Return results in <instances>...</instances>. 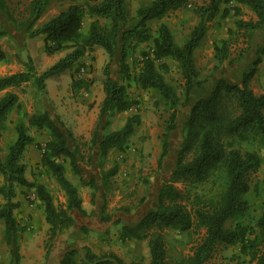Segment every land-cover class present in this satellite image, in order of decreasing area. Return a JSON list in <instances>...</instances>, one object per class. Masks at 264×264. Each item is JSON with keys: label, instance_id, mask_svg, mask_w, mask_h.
<instances>
[{"label": "trees", "instance_id": "16d2710c", "mask_svg": "<svg viewBox=\"0 0 264 264\" xmlns=\"http://www.w3.org/2000/svg\"><path fill=\"white\" fill-rule=\"evenodd\" d=\"M231 1L237 3L230 8L236 14L241 13L242 7H247L256 20L238 19L236 29L229 31V37L214 41V57L218 64L230 58L232 35L247 43L242 55L248 50L253 34L264 25V0H208L195 5L192 13L197 23L182 43L176 42L167 23L159 22L156 29L150 23L161 21L171 12L186 7L189 0H149L137 8L134 16L129 0H95L86 6L73 3L35 29V23L47 11L52 0H31L27 7L28 17L24 21H18L6 0H0V11L6 15L9 23L18 30L29 32L30 37L39 34L45 36L44 51L47 55L65 53L40 74L27 65L26 70L0 76V91L6 90L0 97V174L4 179L0 184V195L4 198L0 204V221L4 223L5 241L14 254V264L20 263L19 236L27 230L15 216V211L20 207L17 199L19 186L35 190L49 225L46 259L54 239L74 225L71 211L76 209L85 213L80 187L91 188L92 202L97 187L94 179L87 181L83 177L78 163L80 150L70 148L68 144L67 135L70 133L64 132L47 110L37 107L34 112H29L24 109L20 105L19 94L8 89L33 81L42 92L49 78L73 70L87 51L99 46L109 57L104 67L105 97L100 115L102 118L108 115L113 117L129 112L137 108L139 101L129 86L111 77L110 64L118 51L122 79L151 92L168 112L161 135L158 161L161 165L169 149L170 133L176 128L178 108L189 104L193 90L201 84L195 51L201 46L210 22L229 14L230 9L222 8V4ZM87 15L98 19L89 23L85 33L83 22ZM99 18L105 19L106 23L102 24ZM131 20L130 26L128 23ZM3 36H6V31L0 28V37ZM144 43L149 45L148 50L142 51L140 60L131 65L129 56ZM263 56L264 45L257 50L251 68L243 72L240 84L222 78L211 93L194 102L189 118L183 125V141L174 171L170 180L164 182L159 190L157 207L150 209L136 224L116 221L121 225L122 242H147L149 261L141 258L127 262L113 251L98 254L90 247L83 246L82 251L77 248L67 250L60 264H207L219 246H240V252L249 257L251 264H264V178L255 185L250 180L251 173L258 171L264 162V91L256 94L250 86ZM6 59L7 54L0 45V61ZM168 59L180 72L184 99L178 87L166 79L164 70H168ZM81 66L78 64L77 71L80 72ZM89 84L87 79L72 82L73 89H88ZM15 107L20 114L15 122L16 138L3 158L1 138ZM141 122L142 117L136 112L128 115L116 130L107 131L104 125V135L98 147L105 182L119 169L116 162L105 170V159L111 151L126 150ZM32 129L48 133V140L39 146L42 150L41 164L64 192V202L57 203L45 184L26 177L27 166L22 159L27 147L35 142ZM96 137L97 131L93 142ZM67 169L76 182L68 177ZM206 183L217 186V189L208 193L198 191V187ZM252 191L263 198L262 211L253 223L245 224L240 219L251 211L252 204L246 195ZM229 222H233V225L229 226ZM166 229L179 233L203 231V235L189 255L172 259L168 255ZM82 230L86 231L85 228ZM81 252L82 256L77 262Z\"/></svg>", "mask_w": 264, "mask_h": 264}, {"label": "rangeland", "instance_id": "374dc122", "mask_svg": "<svg viewBox=\"0 0 264 264\" xmlns=\"http://www.w3.org/2000/svg\"><path fill=\"white\" fill-rule=\"evenodd\" d=\"M30 1L31 0H6V3L14 14L15 18L18 21H24L28 17L27 7ZM94 1L95 0H52L47 12L44 14L41 20L44 21L48 18H51L60 10L67 8L70 4L80 3L86 6L88 4L94 3ZM129 1L131 12L134 16L136 14L137 8L141 4L148 2L149 0ZM206 1L208 0H189V4L183 9L171 12L161 21H153L150 23V25L153 27V29H156L159 22L167 23L174 34L176 42L182 43L187 38L194 25L197 23V18L192 13L193 7ZM234 5H236L235 2L231 1L228 4H222V8L226 7L230 9ZM238 19L256 20L255 16L249 8L242 7L240 14H236L235 10L230 9L229 14L226 17L219 16L217 19L210 22L206 37L201 46L198 48L196 57V63L199 67L200 72L199 78L201 84L200 86H196L193 90L190 101L208 94L218 80L224 78L226 80L228 79L229 81L234 82L237 78L240 77V75L243 74L244 71H247L251 68L254 60L256 59L257 50L264 45V25L255 31L250 41L249 48L246 52L243 53V55L241 52L243 49L247 48V43L244 42L242 38H236L235 35H232L230 58L225 60L222 64H218L214 57V48L212 43H214L216 39L229 37V31L236 29L235 23ZM84 21V23L88 25L91 20L89 17H86ZM37 22L33 27L34 29L38 27ZM100 22L102 24L106 23V21L103 19L100 20ZM128 25H132V20L128 23ZM0 28L6 31V36L0 37V45L8 56L5 61H0V76L7 75L13 71L18 72L26 70L27 65L32 66L35 71L40 74L44 70L52 66L59 59V57H62L65 54L56 53L54 55H47L46 53L42 52V42L40 40H31L30 38L33 37H30L29 32H26L25 30H18L14 24L9 23L6 15L1 11ZM148 47L149 45L147 43L140 45L136 49V51H134V53L129 56L128 62L131 65H134V62L137 63L141 58L142 51L148 50ZM92 51V54H89L87 57V64L83 63L81 65H84L85 68L88 67L87 73L91 76H89L91 79V90L95 95V100L93 103H101V93L105 97L103 89L104 67L108 62L109 57L103 49L100 51H98L97 49H93ZM91 61H93L94 63H91ZM14 63L20 64L21 67L11 65ZM167 63L169 66L168 70H164L166 79L170 83L178 87L179 94L181 98L184 99L182 89L183 80L181 78L180 72L178 71L177 66L172 60L168 59ZM73 69V72L77 74L78 66ZM110 73L111 77L114 80H118L119 82L129 86V90L139 101V105L137 106V108H133L126 113L116 114L113 117L109 115L105 116L103 122L107 128V131L118 129L125 122L126 117L132 113L139 112L142 117V122L137 128L135 134L129 140V145L126 150L122 152L111 151L105 159V170L113 167L116 162L119 163L117 174L111 176L108 181L105 182V185L107 186V189L109 188L110 193L108 204H113L117 201V197L121 196L118 193L119 187H121V185H125L124 180L121 179V173L128 170V168L131 167L129 174L133 175L135 184L134 192L138 189L139 183L145 185L149 183L152 176H161L160 168L158 166V157L161 149V135L164 129V122L168 117V112L165 106H163L157 100V98L153 97L151 92L141 90L137 88L132 81H124L122 79L120 64L117 58L116 60L113 58L110 64ZM54 79L55 78H50L49 81H53ZM63 81L64 80H62L61 82H56L55 84L51 83L50 85L46 81L45 89L42 90V92L37 89V86L33 81L22 84L21 86H19L20 88L17 89L20 97V105L29 112H34L37 107L43 108L41 106L43 103V99L46 96H49V93H51L54 88L58 87L59 85H61V88L69 87L70 84L72 85V83L69 84L67 80H65V82ZM203 85H205L204 88L202 87ZM250 86L256 94H260L264 91V56L262 58V62L259 65L257 74L250 82ZM182 110H184L182 111L183 113H186L187 105H182ZM18 115V108L15 107L11 111L7 120L6 129L4 130L1 138V156L3 158L5 157L10 144L16 138L15 122L19 119ZM31 133L35 137V142L27 147L22 159V161L27 166L26 177L30 181L45 184L49 188L57 203L59 201L64 202V192L60 189L59 185L51 176L48 169L43 167V165L41 164L42 150L39 146L44 145L48 140V133L45 131H36L34 129L31 130ZM83 160L85 161L84 157ZM100 161L101 160L99 158L98 167L101 170ZM67 171L68 177L76 182V179L73 178L69 169H67ZM262 178H264V162L258 171L252 172L250 175L252 185H255V183ZM3 182L4 179L0 174V184H2ZM216 189L217 186H212L211 183H206L198 187V191H200L201 193H208L210 190L215 191ZM87 190H89V187L82 186L80 188L81 195H83ZM17 191L18 200L20 198L22 201H26L28 204L34 205L35 210L37 209L36 211H38V215H36L35 218L34 216L29 215V217H27V220H29L32 225H34L35 223L38 225L40 218L39 216H41V212L43 209L40 205L39 200L35 196V190L28 187H18ZM130 191L128 189L125 190L126 193L123 194L124 198H126V196H129ZM134 199H130L129 201H132ZM246 199L251 202L252 208L249 215L240 220L245 224H251L261 214L263 198L256 196L252 191L248 195H246ZM36 201H38V204H36ZM3 202L4 198L0 195V204H2ZM21 213V210H17L16 217L18 219L22 218V216H20ZM228 225H233V222H229ZM35 226L36 225H34L33 229L32 227H30L31 232L30 234L28 233V235L35 234ZM39 228V233H42L43 228L41 226H39ZM114 229H116L115 226ZM33 230L35 231L33 232ZM39 233L36 236H39ZM113 233L114 235L116 234L115 230ZM164 234L166 237V245L169 257L172 259H179L189 255L192 252L193 248L197 243H199L200 239L202 238L203 231L192 230L186 233H179L172 229H166L164 231ZM47 236L48 230H46L45 234L46 238ZM88 236L89 233L81 229L79 230V233L76 232L72 234L71 238H73L75 241L81 240L82 238H87ZM3 237L4 223L0 221V247H3L2 253L6 257V260L3 264H14L15 258L12 249L4 242ZM44 242H46V239ZM125 245V249L123 250V258L127 262L138 260L141 258H143L145 262L149 261V252L146 241L131 240L126 242ZM39 246H41V242ZM92 250L95 251L97 249L92 248ZM7 256L9 259H7ZM21 258L23 257L20 254V260ZM207 264L251 263L249 262V257L240 252V246H219L214 256Z\"/></svg>", "mask_w": 264, "mask_h": 264}, {"label": "crops", "instance_id": "0c3cea01", "mask_svg": "<svg viewBox=\"0 0 264 264\" xmlns=\"http://www.w3.org/2000/svg\"><path fill=\"white\" fill-rule=\"evenodd\" d=\"M235 4L237 5L236 2ZM44 14L41 16V18L44 16ZM86 17H89L91 21L94 19H98V17L91 18L89 15H87ZM41 18L37 22L38 27L42 26L45 22L51 19L48 18L42 21ZM99 19L102 20V18ZM84 22H83V32L86 33L89 24L86 25ZM44 38L45 36L43 34H39L30 39L40 40L42 42L41 50L42 52L45 53ZM93 49H97L98 51H100L103 48L99 46H95ZM92 50L87 51V53L83 56V58L80 59L78 64H83V63L87 64V57L89 54H92L93 52ZM197 52L198 49L195 51V57H197ZM116 58L119 60L118 51L117 54H115L114 59L116 60ZM91 63L94 62L91 61ZM78 64L76 66H78ZM11 65L14 66L16 65L17 67H21L20 64H16V63ZM83 67L85 66L84 65L81 66V68ZM73 70H69V72L65 71L64 73L58 76L51 77L55 79L53 81H49L50 79L49 78L47 80V83H49L50 85L51 83L55 84L56 82H61L62 80H64L63 82H65V80H67V82L70 84L74 80L87 79V81L90 83L89 88L73 89V86L71 84L69 87L61 88L60 87L61 85H59L58 87L54 88V90H52L51 93H49V96H46L43 99V103L41 106L43 107L44 110H47L49 112L51 117L58 123V125L61 127V129L64 132L70 133V135H67L68 144L70 148L77 147L80 150V156H78V163L81 168L83 177L87 181L91 179H94L96 181L97 188L95 191V199L94 202L91 201V192H92L91 188H89V190L85 191V193L81 195L83 199V209L85 213H82L81 211L76 209L71 211L75 220L74 225L69 230L60 233L54 239L52 246L50 248L49 256L46 259L45 257L47 252L46 243L48 241V236L46 238L45 234H46V230L49 231V225L45 220V215H43L44 212L42 210L43 214L41 212V216H39L40 218L38 224L43 228V232L39 233L40 228L35 223L34 225H36L35 226L36 231L33 230V232L35 231V234L28 235V233L30 234L31 232L30 227H32L33 229L34 225H32L29 222V220H27V217H29V215H32L35 218L36 215H38L37 213L38 211H36L37 209L35 210L34 205L28 204L26 201H22L19 198L20 207L17 210L22 211V213L20 214L22 218L18 220L22 223V225L27 227V230L20 234L18 240L20 246L19 251L21 256L23 257L21 258L19 264H60V261L63 259L64 254L67 250H69L70 248H77L82 251L81 248L83 246H88L91 249L92 248L97 249L93 251L98 254L113 251L123 258L124 257L123 250L125 249L126 242L124 243L120 239L121 225L116 224V221L121 220L122 223L129 225L136 224L150 209H155L157 207L159 190L164 182L170 180L175 168L178 152L182 146L183 125L189 118L192 105L198 99L195 98L193 101H190L189 104H187L186 113L182 112L184 111L182 110V106H179L178 108L176 128L170 133L169 149L167 155L162 159L161 165H159L158 162L161 176L159 177L152 176L150 178L149 183L145 185L139 183L138 189L134 192L135 184H134L133 175L129 174L131 167L128 168V170L123 171V173H121L122 176L121 179H123L125 183V185H121V187H119L118 190V193L121 196L117 197L116 199L117 201L114 202L113 204H108L109 203L108 200L110 198L109 188L107 189V186L105 185V181L103 180L102 177L101 170L98 167L99 164L98 143L102 140V136L104 135L103 127L105 125L103 122L105 116L102 118L100 115V109L104 95L101 93V97H100L101 103H93L95 100V95L91 90L90 74L86 73L83 76H79V71L76 74L75 72H73ZM14 72L16 71L10 72L9 74ZM198 79L200 80V78ZM241 80H242V75H240V77L237 78L234 82L231 81L230 82L234 84H240ZM202 87L204 88L205 85H203ZM214 87L210 90L209 93H211ZM18 88L20 87H12L9 88L8 90H12L18 93L17 91ZM5 93L6 90L0 91V97H2ZM18 116L20 117V114ZM95 131H97V137H96V141L93 142L95 138ZM160 153H161V149H160ZM160 153H159V157H160ZM83 157L85 161L83 160ZM159 157H158V161H159ZM83 187H88V186H83ZM127 189L131 191L129 193V196H126V198H124L123 194L126 193L125 190ZM130 199H134V200L129 201ZM36 202H37L36 204H38V201ZM17 210L15 211V216L17 215ZM114 226L116 227V229H114ZM82 228L86 229V231L89 233V236L87 238L84 239L82 238L81 240L74 241V239L71 238V235L76 232L79 233V230H81ZM114 230L116 232L115 235L113 233ZM38 233L40 235L36 236L38 235ZM3 239L4 242L6 243L5 236L3 237ZM45 239L46 242H44ZM132 241H137V240H132ZM40 242H41V246H39ZM2 252H3V247L1 246L0 264H3L6 260L5 259L6 257ZM82 253L83 252H81L78 255L77 262L80 261ZM7 259H9L8 256Z\"/></svg>", "mask_w": 264, "mask_h": 264}, {"label": "built area", "instance_id": "2783aa9c", "mask_svg": "<svg viewBox=\"0 0 264 264\" xmlns=\"http://www.w3.org/2000/svg\"><path fill=\"white\" fill-rule=\"evenodd\" d=\"M87 73V69L85 67L81 68L80 72H79V76H83Z\"/></svg>", "mask_w": 264, "mask_h": 264}]
</instances>
